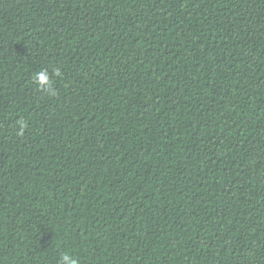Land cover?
I'll use <instances>...</instances> for the list:
<instances>
[{
	"label": "trees",
	"instance_id": "1",
	"mask_svg": "<svg viewBox=\"0 0 264 264\" xmlns=\"http://www.w3.org/2000/svg\"><path fill=\"white\" fill-rule=\"evenodd\" d=\"M65 252L264 264V0H0V264Z\"/></svg>",
	"mask_w": 264,
	"mask_h": 264
},
{
	"label": "clouds",
	"instance_id": "2",
	"mask_svg": "<svg viewBox=\"0 0 264 264\" xmlns=\"http://www.w3.org/2000/svg\"><path fill=\"white\" fill-rule=\"evenodd\" d=\"M63 73L59 67H55L51 70L43 69L33 76V81L39 87V89L50 96H55L54 84L55 80L53 77H62ZM28 127V122L24 119L17 120V135L23 136L25 133V129ZM58 264H80L79 259L70 254V253H62L59 257Z\"/></svg>",
	"mask_w": 264,
	"mask_h": 264
}]
</instances>
